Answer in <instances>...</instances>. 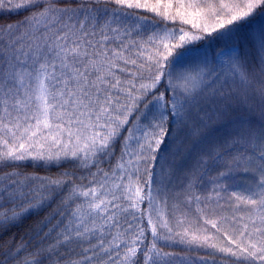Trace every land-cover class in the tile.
<instances>
[{"label": "snow or ice", "instance_id": "snow-or-ice-1", "mask_svg": "<svg viewBox=\"0 0 264 264\" xmlns=\"http://www.w3.org/2000/svg\"><path fill=\"white\" fill-rule=\"evenodd\" d=\"M218 260L264 264V0H0V264Z\"/></svg>", "mask_w": 264, "mask_h": 264}, {"label": "trees", "instance_id": "trees-1", "mask_svg": "<svg viewBox=\"0 0 264 264\" xmlns=\"http://www.w3.org/2000/svg\"><path fill=\"white\" fill-rule=\"evenodd\" d=\"M142 14L146 17V19H148L149 21H152V22L154 21V23H155L156 21H159V19H160L159 17L154 16V15L149 14V13H145V12H143ZM176 24H177V26H179L180 23H176ZM169 26H171V25H169ZM28 171H33V170H32V169H28ZM41 174H43V173H41ZM53 174H54V173H53ZM89 179H90V178H89ZM133 179H135V178H133ZM203 179H204L205 183L207 184L209 178H208L207 176H205ZM243 179H244L243 176H238V177H237V182H241V183H242V182H243ZM124 182L127 183V179H126V178H125V181H124ZM208 186L211 187V185H208ZM192 191L195 192L197 195H201V196H202V199H203V194H202L201 192L197 191L196 188H193ZM133 192H134V191H133ZM142 194H143V193H142ZM223 195H224V193L222 192V193H221V196H223ZM215 199H216V198L213 197V205H214ZM219 203H220L221 205H224V206H225V209H227V204H226V202H225L224 199H221V200L219 201ZM146 207H147V201H145V203L141 205V209H145ZM197 207L203 208L204 205H203V204H200V205L198 206V205H196L195 203H193V204L191 205L190 210L185 209V211H188L189 218H190L193 222H195L198 218L201 217V213L197 211ZM166 214H167V213H166ZM225 214L230 215V214H231L230 210L227 211V212H225ZM200 222L202 223V219L200 220ZM30 223H32L31 220L27 221L26 224H25V226H22V227L19 228V229H14L13 231H16L18 234H22L23 231H24V227H26L27 224H30ZM209 227H210V226H209ZM149 238H150V237H149ZM165 250H166V251H177V252H179V249H165ZM180 254H181V255H185V253H180ZM201 254H202V253H201ZM192 255H196V253H193ZM218 264H223V262L218 260Z\"/></svg>", "mask_w": 264, "mask_h": 264}, {"label": "rangeland", "instance_id": "rangeland-1", "mask_svg": "<svg viewBox=\"0 0 264 264\" xmlns=\"http://www.w3.org/2000/svg\"><path fill=\"white\" fill-rule=\"evenodd\" d=\"M156 2V0H149V3H155ZM162 2H164V3H166V2H168V0H162ZM172 2L173 3H175V0H172ZM174 10V9H173ZM137 12H139V13H143L144 12V10H136ZM149 14H152V15H154L155 16V14L154 13H150V12H148ZM147 21H149L148 19H146ZM150 22V24L151 23H154V21L152 22V21H149ZM142 23H143V21H142ZM166 23H168L169 25H171L172 24V22H170V21H168V22H166ZM175 23H180L179 21H176ZM177 25V24H176ZM184 27H189V26H187V25H185ZM150 31H151V27H150ZM146 38V37H145ZM134 189H135V185L133 186V191H134Z\"/></svg>", "mask_w": 264, "mask_h": 264}]
</instances>
